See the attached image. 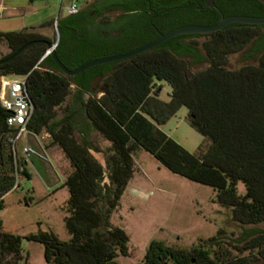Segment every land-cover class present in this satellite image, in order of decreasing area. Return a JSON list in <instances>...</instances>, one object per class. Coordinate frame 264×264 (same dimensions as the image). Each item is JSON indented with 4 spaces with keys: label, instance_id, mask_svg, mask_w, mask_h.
I'll use <instances>...</instances> for the list:
<instances>
[{
    "label": "trees",
    "instance_id": "obj_1",
    "mask_svg": "<svg viewBox=\"0 0 264 264\" xmlns=\"http://www.w3.org/2000/svg\"><path fill=\"white\" fill-rule=\"evenodd\" d=\"M205 3L93 0L77 13L57 19V56L74 69L110 55L93 48L99 37L89 30L104 13L120 11L135 28L150 27L144 41L182 25H212L220 16L264 17V5L256 0H213L214 8ZM91 11L94 16L89 17ZM66 36L81 45L73 60L67 54ZM198 37L203 40H194ZM36 39L51 41L35 31L0 32V42L10 50L0 59ZM44 51L43 44L28 46L0 65V78L25 76L33 105L27 131L33 136L44 131L50 146H56L69 164L63 182L69 239L60 241L46 231L21 237L4 232L0 220V264H28L22 239L42 245L46 264H118V257L128 256V236L110 218L132 177L133 152L138 148L170 173L211 188L212 202L229 210L232 222L264 223V25L229 24L210 34L175 36L129 59L72 77L64 76L49 56L40 61ZM232 54H240L249 64L226 67ZM199 66L205 67L193 71ZM101 68L109 71L103 74L97 97L88 80ZM156 82L170 86L168 101L159 99L161 86L154 89ZM181 107L187 110L189 126L208 142L199 153H189L158 128ZM6 116L0 107V209L2 197L18 186L17 175L29 179L25 161L14 163ZM97 138L107 146L100 147ZM93 152L102 155L103 164ZM140 264H264V230L244 229L229 242L217 235L198 239L189 249L150 241Z\"/></svg>",
    "mask_w": 264,
    "mask_h": 264
},
{
    "label": "rangeland",
    "instance_id": "obj_2",
    "mask_svg": "<svg viewBox=\"0 0 264 264\" xmlns=\"http://www.w3.org/2000/svg\"><path fill=\"white\" fill-rule=\"evenodd\" d=\"M91 1L74 0L80 8ZM65 13L66 9H63L60 16ZM114 15L111 13L109 17ZM56 36L54 30L50 40L54 42ZM194 40L200 42L203 37ZM9 52L7 45L0 42V58ZM245 64L249 62L242 61L240 54H232L228 57L226 67L238 69ZM204 67L199 66L193 71ZM159 85V99L166 102L171 88L165 82H156L154 89ZM93 87L91 94L99 97L101 82ZM70 89H73L72 85ZM187 120V110L181 107L159 128L186 151L196 154L205 150L208 142L189 126ZM27 138L33 150L26 161L29 179L18 174V186L2 197V230L21 237L38 231L52 232L60 241H67L69 235L64 227V205L68 193L63 182L70 171L69 164L56 146H50L49 137L44 131L37 136L36 141L30 136ZM24 143L25 138L22 137L17 143L18 151ZM97 144L102 148L107 146L100 138H97ZM92 154L103 164L100 153ZM19 158L25 159L21 154ZM133 163L132 177L110 218L111 223L124 230L128 236L129 254L118 257V264H140L150 241L189 249L198 239L217 235L229 242L239 237L244 229L264 230V223L241 226L232 222L229 210L212 202L214 193L211 188L170 173L144 150L138 148L133 152ZM238 189L243 192L242 185ZM224 246L229 249V246ZM21 251L22 256L27 257L28 264H46L41 244L22 239Z\"/></svg>",
    "mask_w": 264,
    "mask_h": 264
},
{
    "label": "water",
    "instance_id": "obj_3",
    "mask_svg": "<svg viewBox=\"0 0 264 264\" xmlns=\"http://www.w3.org/2000/svg\"><path fill=\"white\" fill-rule=\"evenodd\" d=\"M256 1L264 5V0H256ZM205 6L209 8H214L213 0H206ZM229 24L264 25V17H254V16H246V15L220 16L218 21L212 25L187 24V25L178 26L165 33H158L155 39L133 50L114 54V55H108L104 57L95 58L85 63H82L81 65H79L78 67L74 69H68L57 56L56 47H57L58 40H59V36L57 33V36L54 42L47 41L45 39H36V40H32V41L25 43L24 45L19 47L17 50L10 53L8 56L0 59V65L12 60L15 56H17L21 51H23L28 46L38 43V44L45 45V51L43 55L41 56L40 61L49 56L52 59L55 66L64 76L72 77L94 66L114 63V62L129 59L138 54L149 51L175 36L210 34V33H214L224 28L225 26Z\"/></svg>",
    "mask_w": 264,
    "mask_h": 264
},
{
    "label": "flooded vegetation",
    "instance_id": "obj_4",
    "mask_svg": "<svg viewBox=\"0 0 264 264\" xmlns=\"http://www.w3.org/2000/svg\"><path fill=\"white\" fill-rule=\"evenodd\" d=\"M223 6L226 7V3H223ZM85 8V7H84ZM135 12V11H134ZM137 12V11H136ZM114 13L115 15L110 18L109 15ZM122 12H110L104 13L101 16H98L94 19V26H90L89 30L97 33L99 41L93 43V48H99L103 52L110 53V55L118 54L133 50L143 44H146L158 35L148 41H144L145 35H149L152 31L150 27H139L135 28L128 20H123L121 18ZM88 16H94V13L88 12ZM156 17V15L154 16ZM167 19L164 16V20ZM161 20V19H159ZM68 42V56L70 60L74 59V55L79 52L81 45L79 43H71V39L66 36ZM91 43L87 42L86 48L89 50ZM108 56V55H106ZM109 68H101L99 72L93 74L88 80V86L90 91L93 90V86L102 83L103 74H107ZM85 79L83 78L82 81ZM102 91V89H101Z\"/></svg>",
    "mask_w": 264,
    "mask_h": 264
},
{
    "label": "built area",
    "instance_id": "obj_5",
    "mask_svg": "<svg viewBox=\"0 0 264 264\" xmlns=\"http://www.w3.org/2000/svg\"><path fill=\"white\" fill-rule=\"evenodd\" d=\"M79 7L72 0L66 8L67 15L75 14ZM0 107L7 112L5 124L8 129L7 141L10 144L14 163L22 158L26 163L33 150L26 138L31 134L27 131V124L31 119L33 105L25 86V76H3L0 78ZM33 136V135H32ZM24 137L25 143L21 150H17L18 141ZM19 155H18V154Z\"/></svg>",
    "mask_w": 264,
    "mask_h": 264
},
{
    "label": "crops",
    "instance_id": "obj_6",
    "mask_svg": "<svg viewBox=\"0 0 264 264\" xmlns=\"http://www.w3.org/2000/svg\"><path fill=\"white\" fill-rule=\"evenodd\" d=\"M71 1L0 0V32L35 31L41 36L50 39L53 31L56 30L55 15H57L56 21L59 18L66 17L67 13L60 15L63 9L70 5ZM89 3H86L81 8L79 7V10L86 7ZM48 22L52 24L47 27H41ZM30 137L33 138L32 140H37V136L30 135ZM26 140L28 142V138Z\"/></svg>",
    "mask_w": 264,
    "mask_h": 264
}]
</instances>
